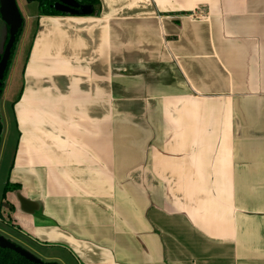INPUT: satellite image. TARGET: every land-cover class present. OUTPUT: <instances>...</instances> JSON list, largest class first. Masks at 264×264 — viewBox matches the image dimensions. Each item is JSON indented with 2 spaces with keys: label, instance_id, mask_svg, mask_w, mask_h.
I'll list each match as a JSON object with an SVG mask.
<instances>
[{
  "label": "crops",
  "instance_id": "crops-1",
  "mask_svg": "<svg viewBox=\"0 0 264 264\" xmlns=\"http://www.w3.org/2000/svg\"><path fill=\"white\" fill-rule=\"evenodd\" d=\"M98 1L27 18L24 74L53 49L61 93L15 105L51 120L18 125L14 238L57 264H264V0Z\"/></svg>",
  "mask_w": 264,
  "mask_h": 264
},
{
  "label": "rangeland",
  "instance_id": "rangeland-1",
  "mask_svg": "<svg viewBox=\"0 0 264 264\" xmlns=\"http://www.w3.org/2000/svg\"><path fill=\"white\" fill-rule=\"evenodd\" d=\"M23 1L24 0H16L20 12L22 14V18L24 19V23H25L24 28L26 30L27 26H31L32 29L30 31V36L26 40L27 41L26 48L23 51H22V47L24 45L23 44L24 38L23 37L21 38L15 56L11 62L8 78L5 82L4 93L0 100V115L3 125L2 144L0 148V209L2 208V206H4L2 204L4 187L7 182L10 169L12 168L17 145L20 140L21 134L18 125L21 123V121H23V119L27 120L29 125H34V123L38 125L40 124L48 125L50 124L48 121L51 120V118L47 119L46 117H37V116H28L26 118L23 117V119L20 118L19 120V117L17 115V110L15 107L16 102L20 99L21 93L26 91L27 87H28L27 89L28 93L27 92L26 93L28 94V97L27 100L25 101V105L31 104L38 109H39L38 104L48 105L49 103L47 101V97L42 96L41 94H45L49 96L52 94L61 93V86H57L56 84L54 85L50 79H47L46 77H40V75H38V72H43L44 74H46L49 54L50 51H53V49L51 50L50 48L49 50L46 49L45 51L39 49L34 60L33 69L29 71L28 75L24 74L26 68L25 66L26 64L29 63L27 58L29 56V50L33 41V37H31V34H35L38 30L37 20L30 22L29 20H27V18L33 15L38 16V5L35 1H31V0H27V1L25 0L24 2ZM7 36H8L7 27L0 18V56L4 53L6 46L5 39ZM60 47L61 46L59 45L55 46V50H56L55 52H58V49ZM50 56L52 59H54L53 52H51ZM28 83L29 85H27ZM33 92L38 93L37 98L36 96L34 97L32 95ZM50 102L52 104V101ZM9 214L10 213L8 211L6 212L2 208V217L0 216V235L12 241L13 243L17 244L18 246L21 245H22L21 247L24 246L23 248L30 252L33 251L31 253H33L36 257L47 263V261L44 260L43 257L39 255L38 252L35 251L34 248H29L27 245H23L20 241L14 238L17 236V233L13 230V228L9 229V226L6 225V223L9 222L13 223L12 220H14L13 217L12 220H10Z\"/></svg>",
  "mask_w": 264,
  "mask_h": 264
},
{
  "label": "water",
  "instance_id": "water-1",
  "mask_svg": "<svg viewBox=\"0 0 264 264\" xmlns=\"http://www.w3.org/2000/svg\"><path fill=\"white\" fill-rule=\"evenodd\" d=\"M35 1V0H31ZM65 8L63 11L67 14L88 15L92 13V8L81 6L75 0H52ZM0 18L8 28L9 39L5 46L4 53L0 56V100L3 95V81L9 67V62L12 56V50L17 40V36L24 25V19L18 7L16 0H0ZM7 38V37H6ZM6 40V39H5ZM0 249L11 251L21 258L27 260L31 264H57L44 263L30 251L13 243L0 235Z\"/></svg>",
  "mask_w": 264,
  "mask_h": 264
},
{
  "label": "trees",
  "instance_id": "trees-1",
  "mask_svg": "<svg viewBox=\"0 0 264 264\" xmlns=\"http://www.w3.org/2000/svg\"><path fill=\"white\" fill-rule=\"evenodd\" d=\"M75 1L78 4H80L81 6H88V7L92 8V13L88 14V16L93 15L96 12V7L99 5L98 0H75ZM35 2L38 4L39 13L43 17H60V16H66L67 15V13H65L63 11V7H61L55 1H52V0H35ZM24 26H25V23H24L22 29L20 30V32L17 36L16 43H15L14 48L12 50V57L10 60V64H9L8 70L5 74L4 81H3V88H2L3 93H4V89H5V82L8 78L9 70L11 67V62L15 56L16 50L18 48V45L20 43L21 37H22L24 29H25ZM8 39H9V33H8L7 38H6L5 44H7ZM2 131H3V128H2V125H0V148H1V144H2ZM18 188H19V186H14L8 182L4 188L2 202L6 201V196L8 193L16 191ZM0 216L2 217V208L0 209ZM44 263H46V262H44ZM0 264H31V263L28 262L27 260L21 258L20 256H18L17 254H15L11 251L0 249Z\"/></svg>",
  "mask_w": 264,
  "mask_h": 264
},
{
  "label": "built area",
  "instance_id": "built-area-1",
  "mask_svg": "<svg viewBox=\"0 0 264 264\" xmlns=\"http://www.w3.org/2000/svg\"><path fill=\"white\" fill-rule=\"evenodd\" d=\"M206 13L203 10H196L193 12V14L191 15V18L193 19H199V20H204L206 19Z\"/></svg>",
  "mask_w": 264,
  "mask_h": 264
},
{
  "label": "flooded vegetation",
  "instance_id": "flooded-vegetation-1",
  "mask_svg": "<svg viewBox=\"0 0 264 264\" xmlns=\"http://www.w3.org/2000/svg\"><path fill=\"white\" fill-rule=\"evenodd\" d=\"M38 5V4H37ZM12 57V56H11ZM11 60V59H10ZM10 64V62H9ZM0 125H2V121H1V115H0ZM2 128H3V125H2ZM3 132V131H2Z\"/></svg>",
  "mask_w": 264,
  "mask_h": 264
}]
</instances>
